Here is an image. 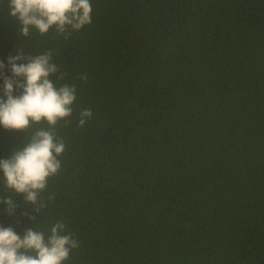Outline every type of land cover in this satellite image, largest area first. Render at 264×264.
<instances>
[{"label": "trees", "instance_id": "obj_1", "mask_svg": "<svg viewBox=\"0 0 264 264\" xmlns=\"http://www.w3.org/2000/svg\"><path fill=\"white\" fill-rule=\"evenodd\" d=\"M91 6L66 39L21 35L0 0L3 74L16 50H51L57 87H76L55 126L65 150L39 194L47 207L25 205L0 176V197L18 205L9 215L0 203V225L47 236L62 220L79 241L64 264H264V0ZM47 127L0 126V159Z\"/></svg>", "mask_w": 264, "mask_h": 264}, {"label": "clouds", "instance_id": "obj_2", "mask_svg": "<svg viewBox=\"0 0 264 264\" xmlns=\"http://www.w3.org/2000/svg\"><path fill=\"white\" fill-rule=\"evenodd\" d=\"M8 9L23 36H28L32 28L41 35L55 29L67 39L71 31L91 23V0H8ZM16 53L7 58L11 76L3 74L6 66L0 61V126L25 133L33 125L46 123L48 127L36 130L22 146L14 147L8 158L0 159V176L5 188L21 194L24 204L39 212L47 207L39 194L47 188L48 179L60 170L59 157L65 150L63 140L56 137L55 126L72 115L76 87H57L52 77L59 81L63 73L57 75L59 68L52 62L51 50L36 56L17 50ZM91 115V109L83 110L79 125L83 126ZM0 203L7 205L9 215L15 214L18 205L13 196L0 197ZM78 247L79 241L66 231L62 220L52 225L47 236L33 228L21 236L12 227L0 225V264H64Z\"/></svg>", "mask_w": 264, "mask_h": 264}]
</instances>
